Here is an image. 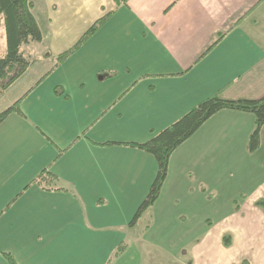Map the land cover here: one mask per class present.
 <instances>
[{
  "label": "crops",
  "instance_id": "obj_1",
  "mask_svg": "<svg viewBox=\"0 0 264 264\" xmlns=\"http://www.w3.org/2000/svg\"><path fill=\"white\" fill-rule=\"evenodd\" d=\"M32 1L52 64L10 102L23 96L21 112L0 122V264H11L7 253L17 264H125L126 248L116 251L127 239L148 264H194V248H208L224 224L231 230L214 245L233 250L235 264H264V126L250 152L253 113L223 109L172 153L146 212L169 231L164 242L152 229L136 237L143 218L130 226L159 168L125 144L148 141L213 94L264 95V0ZM46 169L65 190L35 183Z\"/></svg>",
  "mask_w": 264,
  "mask_h": 264
},
{
  "label": "trees",
  "instance_id": "obj_2",
  "mask_svg": "<svg viewBox=\"0 0 264 264\" xmlns=\"http://www.w3.org/2000/svg\"><path fill=\"white\" fill-rule=\"evenodd\" d=\"M117 1L127 2L128 0ZM33 8L34 3L32 0H0V32L4 30L6 41V53L0 57V81L6 79L8 82L6 87L18 80L29 66L30 61L21 49L22 46L31 42H41L43 39V32L33 13ZM104 20V17L98 20L72 49L59 55L57 57L58 62L65 60L76 50L81 43L99 28ZM22 97L0 112V122L12 112H21L19 107ZM223 109L251 112L255 115L256 127L250 136L248 145L249 151L255 152L260 147L261 129L264 126V95L259 99L231 100L223 98L219 93L213 94L148 141L143 143H125L153 154L159 168L149 194L139 206L130 226H134L158 199L169 172V160L172 153L189 139L205 121ZM114 143L106 142L104 144ZM58 179L59 177L56 174L46 169L37 177L35 183L44 185V188L48 190H65V188L55 185ZM259 204L264 207V202ZM224 241L226 245H229L230 236H225ZM125 246L120 245L116 254H120ZM5 256L11 264H17L11 254L7 253Z\"/></svg>",
  "mask_w": 264,
  "mask_h": 264
},
{
  "label": "rangeland",
  "instance_id": "obj_3",
  "mask_svg": "<svg viewBox=\"0 0 264 264\" xmlns=\"http://www.w3.org/2000/svg\"><path fill=\"white\" fill-rule=\"evenodd\" d=\"M24 52V54L29 59V66L26 69L25 73L19 78L18 82H14L10 86H13L9 89L10 86L6 87V84L8 83L7 80H1L0 81V111H2L7 105H10V102H12L16 96L23 92L29 84H33L34 81L38 78L39 72H43L44 68H47L52 64V60L44 61L45 59L43 57L44 53L50 54V48H49V42H31L30 44L23 45L21 48ZM6 53V41H5V34L4 30H1L0 32V57L3 56ZM38 56L41 57V59L38 58ZM43 60V61H41ZM45 71V70H44ZM9 89L8 91L4 92V90ZM4 92V93H3ZM14 103V102H13ZM151 213L145 214L138 223L137 226L133 229V233H135L137 236H144L145 233H148L151 229L152 231L149 232L150 236L151 234L154 235L155 238H158L159 242H164L166 238L168 237L169 231H161L159 227L152 228V224L148 223L149 219H151ZM149 227V228H148ZM220 230L218 233L220 235H216L215 238L212 239V243L208 245V248L204 247H195L192 254V263L194 264H235L232 262L234 251L232 250H223L219 249L216 245H214V242L216 243L223 234L230 232L231 228L228 224H224L223 226H220ZM171 232H175L176 230H172ZM177 233H181L179 230ZM135 237V238H136ZM127 242L129 243V248L126 246L125 250H127L124 254L126 257L125 264H148L147 263V253L143 251V247H141V244L138 240L135 239V241H132L131 239H127ZM126 242V243H127ZM208 244V242H207ZM204 245V244H203ZM240 245V244H239ZM142 248V249H141ZM173 247H171L172 249ZM239 248L242 249V252H239L238 256L241 254H244L247 251V248L244 245H241ZM210 250V253L213 255L212 258H207L208 251ZM244 251V252H243ZM232 253L230 259H226L225 261H218V258L223 257L224 255L228 256ZM236 253V251H235ZM130 259V261H129ZM195 259V260H194ZM125 261V260H124ZM116 264H123L120 262H117Z\"/></svg>",
  "mask_w": 264,
  "mask_h": 264
}]
</instances>
